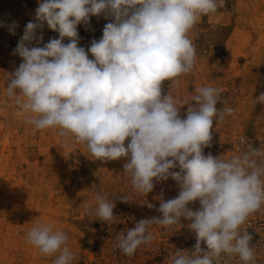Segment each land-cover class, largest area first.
Instances as JSON below:
<instances>
[{"label": "clouds", "instance_id": "1", "mask_svg": "<svg viewBox=\"0 0 264 264\" xmlns=\"http://www.w3.org/2000/svg\"><path fill=\"white\" fill-rule=\"evenodd\" d=\"M222 6L223 0H40L36 22L27 23L14 50L22 62L9 74L5 92L34 131L57 130L86 145L97 160L125 159L123 171L143 196L154 180L177 182L175 198L164 200L161 192V215L139 220L119 237L116 247L125 255L151 242L153 224L168 228L184 218L196 243L191 252L177 250L171 264H220L221 254L223 264L236 257L242 264L255 260L253 236L241 226L264 206V148L248 145L227 159L205 155L214 122L234 111L217 108L223 104L220 90L200 87L190 101L162 94L163 82L179 85L193 71L196 49L189 33L201 16ZM100 15L112 21L86 51L78 46L77 25ZM45 22L59 38L40 46L37 29ZM33 41L36 46H29ZM257 103L264 104V92ZM120 199L130 201L127 195ZM195 201L200 207L194 211L188 205ZM114 206L102 194L94 208L84 204L107 223L115 218ZM26 238L42 254L55 256L53 264L75 259L66 233L49 224L32 227Z\"/></svg>", "mask_w": 264, "mask_h": 264}, {"label": "rangeland", "instance_id": "2", "mask_svg": "<svg viewBox=\"0 0 264 264\" xmlns=\"http://www.w3.org/2000/svg\"><path fill=\"white\" fill-rule=\"evenodd\" d=\"M39 3L0 0V264H53L55 256L27 242L28 231L40 223L66 233L75 256L72 264H142V245L128 256L116 242L139 220L160 215L156 209L162 191L165 200L163 182L154 180V189L145 196L134 191L123 171L125 159L97 160L86 145L60 137L57 130L34 131L5 92L9 74L22 62L14 50L27 23L36 22ZM111 21L100 15L78 24V46L87 51ZM13 25L14 34L9 30ZM41 33L40 46L59 38L46 22L37 29V35ZM189 37L196 49L193 71L181 77L179 85L163 82L162 94L170 91L175 99L190 101L196 89L216 87L223 100L217 108L234 110L217 122L219 127L248 132L264 111V104L257 103L264 92V0H223L215 13L199 18ZM89 58L94 59L91 53ZM186 109L181 108L182 117ZM97 194L115 205L110 223L84 208L85 203L95 207ZM125 195L130 201L120 199Z\"/></svg>", "mask_w": 264, "mask_h": 264}, {"label": "built area", "instance_id": "3", "mask_svg": "<svg viewBox=\"0 0 264 264\" xmlns=\"http://www.w3.org/2000/svg\"><path fill=\"white\" fill-rule=\"evenodd\" d=\"M212 140L210 146L204 149V154L211 153L214 157L222 155L229 158L232 155L246 151L248 145L253 147L264 148V111L258 123L248 132L230 131L220 128L218 123L213 125ZM245 143H241V140ZM178 171L177 169H174ZM165 187V200L175 198L180 191L176 181L169 178L162 181ZM194 211L199 209V201L192 202L188 205ZM161 215V214H160ZM191 221L181 218L180 224L164 228L160 225L150 229L152 240L147 245H142L144 254V263L142 264H171V257L176 251H193L196 243L195 233L188 227ZM242 230H247L253 239L250 242L254 247L255 260L252 264H264V206L251 214L246 222L241 226ZM206 248L205 244H201ZM220 264L226 257L221 254ZM230 264H242L238 257L233 258Z\"/></svg>", "mask_w": 264, "mask_h": 264}]
</instances>
